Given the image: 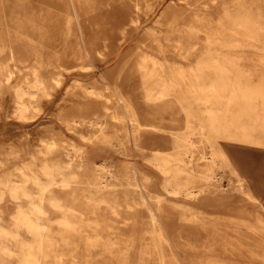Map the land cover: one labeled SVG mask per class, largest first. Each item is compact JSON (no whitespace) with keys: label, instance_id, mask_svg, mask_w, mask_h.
<instances>
[{"label":"bare ground","instance_id":"1","mask_svg":"<svg viewBox=\"0 0 264 264\" xmlns=\"http://www.w3.org/2000/svg\"><path fill=\"white\" fill-rule=\"evenodd\" d=\"M1 1L3 0H0V7L3 5ZM149 1L136 0L134 12L142 11L149 5ZM228 1L194 0L192 17L197 23L187 26L188 32L202 29L204 22L210 24L207 13L216 4L221 3L224 10L215 26L207 30L202 49L197 50L200 43L189 38L194 35L187 34L185 37L190 40H185L181 36L183 30L173 26L171 32L176 35H155L149 43L142 44L156 50L162 56L161 59L152 52L140 49L136 61L127 67L126 72L122 71V67L117 70L111 66L100 71L96 77L93 70H99L95 58H99L100 53L86 44L74 0H70V6L78 23L79 47L75 52L82 62L78 65L72 64L73 59L68 52L67 40L74 33L69 25L59 29L54 20L55 28H47L45 25L52 22L50 18L41 16L36 19L12 7L11 21L13 25L20 27L21 33L12 39L0 38V98L4 92H8L9 96L6 105L0 99L1 125L6 124V128H10L13 122L23 124L34 118L42 102L50 99L64 82L65 76L71 72L94 77L91 83L72 78L63 93L62 104L55 113V118L66 132L78 139L79 144L71 140L67 145L54 134L47 138L37 132V143L33 151H27L25 145L15 143L0 147V153L9 150L32 153L40 151L44 143L48 142L56 144L57 154L61 159L73 162V171L78 179L70 189L56 190L55 194L63 201V216L71 225L72 236H76L83 224L93 230L107 231L112 230L114 225L117 226L114 240L109 237L86 238L87 251L94 246L99 247L103 264H128L123 252L133 247L136 238H139L130 234L136 232L139 235L140 230L135 229L137 204L129 200L117 202L114 195L105 190L110 186L107 180L117 175L105 161L89 162L86 159L93 146L99 144L121 154L128 153L129 147L145 152L148 150L146 143L153 136L150 139L160 140L159 146H173L172 151L162 150L160 147L148 150L149 160L164 175L161 186L165 192L156 195L155 207L148 208L152 212L149 219L157 220L154 213L157 211L166 219L165 222L172 223L169 225L177 224V228L184 226L191 231L175 234L168 232L166 235L158 232L152 238L154 245L138 246L142 264H166L160 248H156L157 240L158 243L162 240L167 244L171 243L175 248L184 245L192 247L197 240L193 234L200 227H211L209 236L212 238L221 233L217 231V225H223L225 229L221 231L228 234V221L193 205L181 203L183 198L200 197L204 200L210 197L214 179L211 169L217 161L199 143L206 141L213 148L218 138L230 140L235 137L233 130L239 131L241 141L255 146L263 140L255 132L262 133L264 138V0ZM70 19L67 15L66 21L69 22ZM127 22V25H136L138 18L129 15ZM118 31L122 34L124 28L119 27ZM59 44L64 48L58 49ZM245 44L252 48L253 54H246ZM1 54H6L7 60H1ZM179 58L190 60V64H183ZM246 59L255 60L250 68L243 63ZM18 74L22 77L21 81L16 82ZM136 77H139L140 89L137 93L134 91L138 86L134 83ZM125 84L128 86L126 90L123 88ZM108 90L112 91V95L106 94ZM174 102L183 103L181 107L189 112H186L185 124L191 127L193 121L199 127L200 139H192L187 131L181 134L171 132L168 138L158 134L165 133L163 114ZM198 109L201 114H196ZM217 153L226 158L224 151L218 149ZM208 160L213 164L207 163ZM190 162L192 165H189ZM85 169L92 173L82 177L79 171ZM134 174L136 171H133L132 175ZM142 176L147 182V176ZM122 178L128 180L131 177L125 175ZM80 183L86 186L85 189L76 186ZM81 203L83 209L77 207ZM227 205L231 209L234 207ZM175 210H179L177 217L173 214ZM87 212L94 214L96 218L87 219L84 217ZM121 225H128L125 227H129L130 233L120 231ZM191 228L194 229L193 232ZM186 235L189 238L186 239ZM233 235L234 232H231L230 236L227 235L229 239L221 238L216 241L215 254H218L217 259H221L217 264H232L230 257L247 242L246 239H236ZM63 238L67 240L64 235ZM55 239L59 242L61 237ZM71 241L73 253L68 255L61 243L60 247L53 249L46 264H64L69 257L74 264H78V242L74 239ZM119 245L123 246L124 251L116 255L113 248ZM88 254V260L94 261L95 258ZM226 255L229 258L223 257Z\"/></svg>","mask_w":264,"mask_h":264},{"label":"rangeland","instance_id":"2","mask_svg":"<svg viewBox=\"0 0 264 264\" xmlns=\"http://www.w3.org/2000/svg\"><path fill=\"white\" fill-rule=\"evenodd\" d=\"M136 0H74L76 13L79 16L80 23L84 29V35L86 44L90 49H95L99 52V58H95L99 70H93L95 77L100 71H103L107 67L113 66L115 69L121 68L126 72L127 67L134 64L139 54V50H147L152 52L158 58H162L161 55L154 49L142 46V44L149 43L150 39L155 35L160 36H172L176 33H172L173 26L182 29L181 36L185 40L197 41L200 43L196 49L203 48V43L207 38V30L218 22L220 16L223 15V6L221 3L216 4L207 13L210 17L211 23L204 22L201 26L202 29L195 30L193 32L187 31V26L194 25L197 20L192 17L193 9L195 7L194 0H150L149 5L142 9V11L134 12V3ZM3 5L0 7V38L12 39L16 34L21 33L20 27L13 25L11 21V11L13 8L25 12L26 14L38 17L46 16L50 18L51 23L45 26L55 28V21H57V28L61 29L69 25L73 35L68 37L67 46L68 52L72 64L78 65L82 63L77 58L75 52L78 46V23L75 18L73 9L70 6V0H3ZM228 2H231L229 0ZM19 4V5H18ZM13 7V8H12ZM30 12V13H29ZM67 15L71 17L67 22ZM129 15H134L138 18L136 25H127ZM127 23V24H126ZM59 24V25H58ZM119 27H123L124 31L121 34L118 31ZM160 29V32H157ZM181 32V31H180ZM187 34L194 35L193 37L186 38ZM188 36V35H187ZM58 49H63L64 46L57 45ZM246 54H253L254 51L250 46L245 44ZM195 50V49H194ZM74 54V55H73ZM244 55V53H243ZM6 54H1V60H7ZM75 59V60H74ZM180 62L187 65L190 64V60L179 58ZM255 61V60H254ZM253 59H246L243 63L251 67ZM93 76V77H94ZM21 74L15 77L16 82L21 81ZM93 77L87 75H79L76 73H70L63 79L62 85L54 91L50 99L43 101L39 110L36 111L34 118L21 124L13 122L10 128H6V124H0V147H8L10 144L20 143L26 146L27 151H33L35 144L37 143L36 133L44 137H50L51 134L57 136L61 141L68 143L72 140L78 143V139L66 132L62 124L55 118L57 107L62 104L63 93L66 91L67 85L71 82L72 78L84 80L87 83L93 81ZM135 86L138 85L134 91L137 93L139 89V77L135 79ZM127 85L123 86L124 90L127 89ZM112 91H106V94H111ZM8 92H4L0 98L4 105L7 104L9 96ZM0 101V102H1ZM138 101V100H137ZM141 103L140 101H138ZM91 104V103H89ZM183 103H172L169 109L163 114L165 117V133L162 134L165 138L171 136V132L175 134H181L182 132H190V136L194 140L200 139L198 136L199 127H196L191 123V127L186 126V112L181 106ZM70 106V105H67ZM66 108L68 109V107ZM144 106V105H143ZM145 107V106H144ZM66 109V111H67ZM66 113V112H65ZM189 113V112H187ZM196 114H201L198 109ZM68 116V115H67ZM163 117V118H164ZM236 133L235 137L230 140L218 138V141L214 143L213 148L210 144L204 141L199 143L200 147L204 151L217 161L207 163L213 164L211 169L214 176L213 187L210 188V197L207 199L183 198L182 204L193 205L195 208L207 212L213 216L218 215L222 220L228 221L230 228L228 234L224 227L217 225L218 237L212 238L209 236L211 227L204 229L202 227L195 230L193 235L195 244L192 247L179 246L177 248L172 247L171 243L167 244L164 240L160 243L156 241V248H160L159 251L165 257L166 264H217L216 241L219 239H229L231 232H234L236 239L242 237L247 240L245 245L236 250L232 255V264H264V138L262 133H257L256 136L262 140V143L258 146L243 142L239 139V131L233 130ZM146 143L147 149L160 147L162 150L172 151L173 146L167 144L165 146H159L160 140L150 139ZM70 144V143H69ZM225 152L226 158L220 156L217 150ZM140 152L135 148L129 147L128 153L121 154L114 152L105 147L104 144L93 146L86 156L87 161H105L111 171L117 175V177H110L107 181L109 187L106 191H109L114 195L115 201L123 202L129 200L132 203L137 204V212H135L134 219L137 221L135 229L140 230L137 233H131L130 235L138 236L136 238L133 247H130L128 251H124L123 246H116L113 249V253L119 255V253L126 254L128 264H142L143 260H140L138 246L154 245V237L158 232L175 234L178 232L191 231L188 227L177 228V224L169 225L172 223L165 222V218L155 211L157 220L149 219L150 213L148 208L155 207V197L157 194H165L162 189L161 183L164 179V175L159 171L158 167L149 160L148 156L150 151ZM192 165V162L189 163ZM133 171L136 174L132 175ZM102 171H99L101 173ZM92 173L90 170H81L79 175L82 177L85 174ZM147 176V182L144 181L142 175ZM128 175L130 179H124L123 176ZM133 176V177H132ZM80 189H85V185L77 184ZM211 187V185H210ZM196 189V188H195ZM168 196V195H167ZM194 201V202H193ZM235 203V204H234ZM227 204H231L234 207L232 209ZM77 207L82 208L83 204H77ZM241 208V209H239ZM83 209V208H82ZM122 215L126 216V213L122 212ZM174 217H177L179 210L174 211ZM160 216V217H159ZM87 219L96 218L94 214L87 212L84 216ZM71 220L73 217H70ZM173 219V218H172ZM160 222L163 224L161 225ZM83 224V223H82ZM164 229L162 226H165ZM128 225H121L120 231H124L129 234ZM117 226L110 231L106 229L93 230L89 226L84 224L76 236L71 235V231L64 233L67 237V244H64V251L69 255L73 253V243L71 239L78 242L77 257L78 264H103L99 247L94 246L87 251V237L94 238H112L113 240L117 235ZM192 229V228H191ZM215 229V230H216ZM151 230V231H149ZM194 229H192V232ZM228 235V236H227ZM187 236V237H186ZM186 239L189 238L186 235ZM153 238V239H152ZM89 253V254H88ZM87 254L95 258L94 261L88 260ZM69 257V256H68ZM223 257H227L223 256ZM229 258V257H227ZM64 264H74L71 257Z\"/></svg>","mask_w":264,"mask_h":264},{"label":"clouds","instance_id":"3","mask_svg":"<svg viewBox=\"0 0 264 264\" xmlns=\"http://www.w3.org/2000/svg\"><path fill=\"white\" fill-rule=\"evenodd\" d=\"M57 153L48 142L32 153H0V264H46L54 248L68 243L63 235L71 225L55 193L78 177L73 162Z\"/></svg>","mask_w":264,"mask_h":264},{"label":"crops","instance_id":"4","mask_svg":"<svg viewBox=\"0 0 264 264\" xmlns=\"http://www.w3.org/2000/svg\"><path fill=\"white\" fill-rule=\"evenodd\" d=\"M164 227H166V225L165 226H162L163 229H164Z\"/></svg>","mask_w":264,"mask_h":264}]
</instances>
